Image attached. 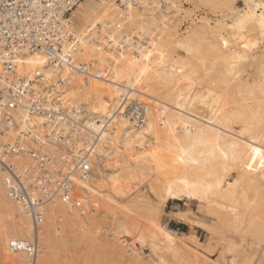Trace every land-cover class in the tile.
<instances>
[{
  "label": "bare ground",
  "instance_id": "obj_1",
  "mask_svg": "<svg viewBox=\"0 0 264 264\" xmlns=\"http://www.w3.org/2000/svg\"><path fill=\"white\" fill-rule=\"evenodd\" d=\"M201 1L219 15L213 25L197 17L170 43L183 55L164 46L178 0H68L77 6L61 27L71 41L53 56L64 61L22 51L11 73L0 61V88L21 85L23 94L14 110L0 100V159L29 186L33 205L10 194L0 165V264H40L61 215L84 221L87 198L113 210L139 185L140 170L155 176L153 251H179L175 232L158 217L169 202L190 201L226 231L223 262L264 260V0H242V10L238 0ZM42 2L62 0H30L38 14ZM211 54L217 70L207 66ZM214 73L227 83L211 87L205 77ZM131 246L117 244L130 257Z\"/></svg>",
  "mask_w": 264,
  "mask_h": 264
},
{
  "label": "rangeland",
  "instance_id": "obj_2",
  "mask_svg": "<svg viewBox=\"0 0 264 264\" xmlns=\"http://www.w3.org/2000/svg\"><path fill=\"white\" fill-rule=\"evenodd\" d=\"M178 2L179 13L174 8L170 9L176 15V19L174 18L176 28L172 32L173 37L165 38L164 43L165 49L169 50L174 57L183 55V51L174 45L171 46L170 43L177 36L185 34L187 27L194 21L197 22L195 20L197 17L205 16L210 19L209 22L213 25L218 18L217 15H219L210 12V2L201 0L197 2L178 0ZM243 3L242 0H238L235 2V7L240 10L245 9L246 5ZM202 46L204 45L201 42V52L204 50ZM211 55L207 56V66L217 70L215 55ZM206 79L211 82L213 88L222 87L228 81L225 76L218 73H214L211 77L206 76ZM173 95L174 93H167L166 97L170 100ZM90 102L94 103L95 101L89 99L88 103L86 101V105L89 106ZM76 104L82 105L85 102L83 99H78ZM232 126L238 129L237 124ZM139 174V185L134 191L128 193L123 200H120L121 204L113 205L115 209L101 207L94 204V200L87 198L82 202L84 207L82 206L83 208L79 210L84 221H72L67 215H61L60 219L50 227L45 244L38 253V260L41 259L40 264H162L159 257H162L164 264H216L224 262L231 264L229 261L223 262L221 257L224 246L222 239L225 234L227 235L226 231L223 234L224 230H221L220 226L217 225L215 217L211 219L206 216L197 203L194 204L190 201H186V204L169 202L158 217L162 225L175 232L179 251L176 254L164 256L153 251L150 246V234L154 228L152 220L156 219L157 215L154 212L155 197L149 190V182L155 176L147 170H140ZM104 192L109 193L107 190ZM184 217L203 221L208 227H214L215 231L211 232L208 228H198ZM186 221L188 222L186 223ZM235 234L238 235V232L235 231ZM187 235L193 237L190 238ZM139 239H142V244L138 241ZM120 243L128 245L130 248L132 247L131 244L134 243L135 247L132 251L136 252V255L130 257L127 253L119 250L117 244ZM261 262L264 264L263 259L260 260V264Z\"/></svg>",
  "mask_w": 264,
  "mask_h": 264
},
{
  "label": "built area",
  "instance_id": "obj_3",
  "mask_svg": "<svg viewBox=\"0 0 264 264\" xmlns=\"http://www.w3.org/2000/svg\"><path fill=\"white\" fill-rule=\"evenodd\" d=\"M76 6L68 0L42 2V11L38 14L37 10L30 5V0H0V61L4 72L13 71L16 57L22 51L41 50L51 54L52 57L61 53L62 45L71 41L65 28L61 27L62 20L65 21ZM54 12L57 17L53 15ZM53 59L64 61L59 56ZM20 87L21 85H16L15 88H0L1 105L4 103L2 107L11 110L17 107L16 98L23 95ZM5 119L9 124L15 123L10 116L6 115ZM15 149L11 147L10 152L15 153ZM0 165L8 170L11 181L10 194H13L18 201L33 206L28 198L29 186L20 180V177L12 170L13 168L9 167L4 160L0 159ZM42 177V181L51 182L48 180V175ZM62 185L65 189L68 188L66 181H62Z\"/></svg>",
  "mask_w": 264,
  "mask_h": 264
}]
</instances>
